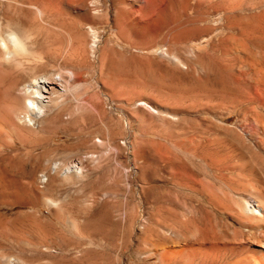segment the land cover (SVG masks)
I'll use <instances>...</instances> for the list:
<instances>
[{
	"label": "rangeland",
	"instance_id": "obj_1",
	"mask_svg": "<svg viewBox=\"0 0 264 264\" xmlns=\"http://www.w3.org/2000/svg\"><path fill=\"white\" fill-rule=\"evenodd\" d=\"M261 39L264 0H0V264H240L264 242ZM36 76L33 117L12 97Z\"/></svg>",
	"mask_w": 264,
	"mask_h": 264
},
{
	"label": "bare ground",
	"instance_id": "obj_2",
	"mask_svg": "<svg viewBox=\"0 0 264 264\" xmlns=\"http://www.w3.org/2000/svg\"><path fill=\"white\" fill-rule=\"evenodd\" d=\"M88 12H90V11L87 10L86 11V15H88ZM7 39L9 41H11L12 43H18V39H17V37L15 36V34L13 32H10L9 34H7ZM261 40L264 41V39H261ZM239 42H240V40H239ZM260 43H261V41H260ZM250 54H252V53H250ZM1 60H2V58H1ZM246 62H247L248 68H249L250 88H251V90H250V94H249L248 98L246 97L245 99H246V102H248V101L249 102H252L253 105H254V109L255 110L253 109V111H255L254 113H255L256 118L255 117H254L255 119L253 118L254 119V123L253 124L255 125L256 133L258 135H260V136H264V118H263L264 115L262 114V111H261L262 109H264V44H263L262 50H260L259 53H256L255 55H252V58L250 59V62L247 61V60H246ZM243 66H245V65H243ZM237 68H238V70L240 69L239 67H237ZM244 68H246V66ZM233 73H234V71H233ZM56 79H57V76L56 77H53V78L43 77V76L37 77L36 76L31 81H29V83H26L21 88V91L20 92H21L22 97L16 98L17 97V95H16V96H13L12 99L15 102H18L19 99L22 100V101L24 100V106L23 107H24L25 111L23 113H26L27 116L30 115V114L33 115V117L40 116L42 114V112H43L44 106L47 104V99L49 97V93L51 92V88H52V86L54 84H56ZM240 80L241 79L239 78V81ZM52 90H54V89H52ZM244 93H246V92H244ZM238 103H240V102H238ZM244 103H245V101H244ZM14 108H16V107L14 106ZM14 108H13V110H14ZM8 125L11 126V127H14L15 126V123H14V121L9 120ZM257 141H259V140H257ZM257 143L258 142H256V144ZM257 147H261V145H258ZM70 164H72V163H70ZM208 164H210V163H208ZM75 165L76 164H74V163L72 164V166L77 167ZM216 165H217V163H216ZM212 166H213V164H212ZM69 168H70V166H69ZM78 168H79V166H78ZM214 168L215 167H213L212 169H214ZM219 168H221V167L219 166ZM52 169H54V166L52 167ZM44 183H45V181H44ZM233 250H235L234 251L235 253L236 252H239V253L240 252H246V253H248L247 257L245 256L246 258H244L242 262H238L240 264H264V242L263 243H257L255 241L243 240L242 239V240H239L238 242H235L233 244ZM187 258L188 257L186 256V259Z\"/></svg>",
	"mask_w": 264,
	"mask_h": 264
},
{
	"label": "built area",
	"instance_id": "obj_3",
	"mask_svg": "<svg viewBox=\"0 0 264 264\" xmlns=\"http://www.w3.org/2000/svg\"><path fill=\"white\" fill-rule=\"evenodd\" d=\"M69 163H74V162H69ZM75 164V163H74ZM39 180L41 181V182H44L45 180H46V175H44V174H39Z\"/></svg>",
	"mask_w": 264,
	"mask_h": 264
}]
</instances>
